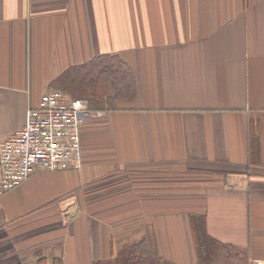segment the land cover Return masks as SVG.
I'll return each instance as SVG.
<instances>
[{
	"label": "crops",
	"instance_id": "obj_1",
	"mask_svg": "<svg viewBox=\"0 0 264 264\" xmlns=\"http://www.w3.org/2000/svg\"><path fill=\"white\" fill-rule=\"evenodd\" d=\"M101 54L136 95L83 117L79 170L0 197V264H117L142 239L161 264L204 239L264 264V0H0V143Z\"/></svg>",
	"mask_w": 264,
	"mask_h": 264
},
{
	"label": "built area",
	"instance_id": "obj_2",
	"mask_svg": "<svg viewBox=\"0 0 264 264\" xmlns=\"http://www.w3.org/2000/svg\"><path fill=\"white\" fill-rule=\"evenodd\" d=\"M86 104L49 89L37 107L27 110L24 126L0 143V197L39 172L81 168L83 117L104 114L87 110Z\"/></svg>",
	"mask_w": 264,
	"mask_h": 264
},
{
	"label": "trees",
	"instance_id": "obj_3",
	"mask_svg": "<svg viewBox=\"0 0 264 264\" xmlns=\"http://www.w3.org/2000/svg\"><path fill=\"white\" fill-rule=\"evenodd\" d=\"M53 86L52 89L61 90L71 98L86 100L90 110H111L120 100H131L136 95L134 73L119 55L114 54H101L82 65L70 67L54 81ZM195 248L198 264H247L246 252L231 245L204 239L199 240ZM212 248L214 250H210ZM161 262L162 258L142 239L127 247L117 264ZM35 264H62V261L39 257Z\"/></svg>",
	"mask_w": 264,
	"mask_h": 264
}]
</instances>
